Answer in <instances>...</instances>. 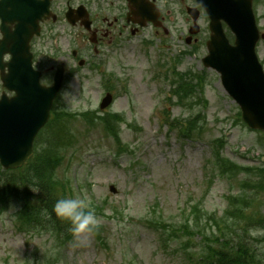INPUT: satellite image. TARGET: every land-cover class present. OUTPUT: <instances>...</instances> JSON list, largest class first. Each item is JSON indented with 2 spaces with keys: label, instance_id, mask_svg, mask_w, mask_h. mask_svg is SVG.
Here are the masks:
<instances>
[{
  "label": "rangeland",
  "instance_id": "obj_1",
  "mask_svg": "<svg viewBox=\"0 0 264 264\" xmlns=\"http://www.w3.org/2000/svg\"><path fill=\"white\" fill-rule=\"evenodd\" d=\"M255 15L264 33V1ZM178 24V20L173 23ZM199 24V41L200 37L204 41L209 34L207 21L202 17ZM150 32L144 30L129 43L122 75L113 65L109 67L119 78L112 82L116 93L112 111L126 119L121 138L132 152L117 155L111 139L98 132L88 133L83 127L78 130L75 152L65 158L60 168V175L74 186L75 198L86 200L92 208L102 207L107 217L100 219L103 244L92 234L75 236L57 254L59 264H188V254L198 252L200 239L192 240L186 248L189 251L179 249L178 243L163 244L152 229L144 226L153 205L156 217L160 214L167 223L179 221L183 210L203 197L207 212L222 214L226 207L224 196L234 193L237 184L220 178L209 183L210 143L220 136L227 143L224 155L229 160L248 167L264 163V148L257 143L259 135L232 125L236 105L223 92L218 75L203 68L205 46L199 42L197 51L182 55L181 51H189L193 44L185 45L183 38L176 35L153 36ZM144 40L152 42L147 49L142 46ZM258 56L264 61V42ZM174 57L179 71H204L207 76L206 123L192 139H180L176 131L161 128L165 108L183 120L201 110L200 106L193 111L183 110L166 102L169 86L164 77ZM157 64H164L160 80L156 79ZM105 88L103 76L86 66L67 80L61 101L72 112L97 110ZM109 186L115 188V194L109 192ZM253 205L256 214L264 215V195L255 196ZM13 214L14 209L0 214V264H34L50 251L51 241L42 233L16 232Z\"/></svg>",
  "mask_w": 264,
  "mask_h": 264
},
{
  "label": "water",
  "instance_id": "obj_2",
  "mask_svg": "<svg viewBox=\"0 0 264 264\" xmlns=\"http://www.w3.org/2000/svg\"><path fill=\"white\" fill-rule=\"evenodd\" d=\"M209 13L213 32L208 43L210 55L205 64L221 73L226 91L242 107L244 120L252 127L264 128L263 75L253 55L258 38L249 0H197ZM223 19L236 35V47L227 44L219 20ZM32 90L39 97L37 81ZM40 98V97H39ZM39 108L34 99L25 106L24 99L0 102V161L5 168L16 167L30 153V142L46 114V98ZM15 102L17 106L15 107ZM29 113V115H28ZM27 115L30 116L27 123Z\"/></svg>",
  "mask_w": 264,
  "mask_h": 264
},
{
  "label": "trees",
  "instance_id": "obj_3",
  "mask_svg": "<svg viewBox=\"0 0 264 264\" xmlns=\"http://www.w3.org/2000/svg\"><path fill=\"white\" fill-rule=\"evenodd\" d=\"M176 91L178 97L182 98L191 89L181 79ZM107 128L110 129L109 125ZM111 133L116 136L113 129ZM63 134V130L58 128L53 131V136L51 132L47 133L39 140L34 157L24 170L1 175L4 180L0 181V199L4 201L15 192V196L23 198L21 213L27 224L38 226L41 223L42 229L57 238L62 235L66 240L69 237L70 224L57 218L54 212L56 201L67 195L66 185L55 175L62 154L67 148ZM203 264H237V258L233 251L210 248Z\"/></svg>",
  "mask_w": 264,
  "mask_h": 264
},
{
  "label": "flooded vegetation",
  "instance_id": "obj_4",
  "mask_svg": "<svg viewBox=\"0 0 264 264\" xmlns=\"http://www.w3.org/2000/svg\"><path fill=\"white\" fill-rule=\"evenodd\" d=\"M93 4L92 11L90 12V21L93 36V40H95L96 45L93 46V49L97 51V47L100 45H104L106 43V39L111 36L112 33H116L117 36H123L127 32H129L132 28V25L129 23V18L127 17L128 6L125 0H93L91 2ZM63 5L62 2L58 0H51V10L56 14L54 20H42L40 22V30L41 37L48 36L49 30L51 34L58 33L56 26L62 24V27L66 25V20L64 15H60L57 12L55 7L61 9L60 5ZM65 7L69 6V2H66ZM88 8V4H83ZM63 9V7H62ZM115 13V17H111L110 19L106 17L105 14ZM185 22L188 20L184 18ZM75 27L78 31L85 33L80 22L75 24ZM49 28V30H48ZM7 59V58H6Z\"/></svg>",
  "mask_w": 264,
  "mask_h": 264
},
{
  "label": "clouds",
  "instance_id": "obj_5",
  "mask_svg": "<svg viewBox=\"0 0 264 264\" xmlns=\"http://www.w3.org/2000/svg\"><path fill=\"white\" fill-rule=\"evenodd\" d=\"M54 212L57 218L70 224V230L76 237L91 234L101 224L95 209L84 199L60 198L54 204Z\"/></svg>",
  "mask_w": 264,
  "mask_h": 264
}]
</instances>
